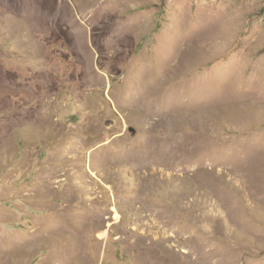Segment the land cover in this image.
<instances>
[{
	"label": "rangeland",
	"instance_id": "obj_1",
	"mask_svg": "<svg viewBox=\"0 0 264 264\" xmlns=\"http://www.w3.org/2000/svg\"><path fill=\"white\" fill-rule=\"evenodd\" d=\"M0 264H264V0H0Z\"/></svg>",
	"mask_w": 264,
	"mask_h": 264
},
{
	"label": "bare ground",
	"instance_id": "obj_2",
	"mask_svg": "<svg viewBox=\"0 0 264 264\" xmlns=\"http://www.w3.org/2000/svg\"><path fill=\"white\" fill-rule=\"evenodd\" d=\"M214 24H211V26H212V28L209 30V32H208V34H207V36H205V37H199V38H197L196 36H194V35H192V36H189L188 38H183L184 39V42L185 43H189V45H196L197 44V42L199 43L200 41H205L206 39H208V37L210 36L211 37V32L212 31H214L215 30V28L217 27V25H214ZM217 29V28H216ZM225 29V28H224ZM220 33V32H219ZM223 34V33H222ZM224 35V34H223ZM182 39V40H183ZM200 45V44H199ZM135 80V79H134ZM136 87H138V79H137V81H136V83L135 84H133V86H130L129 88L130 89H135ZM130 92H132V91H130ZM160 93V90H156V91H154L153 93H152V97L153 96H156L157 94H159ZM132 97V96H131Z\"/></svg>",
	"mask_w": 264,
	"mask_h": 264
}]
</instances>
